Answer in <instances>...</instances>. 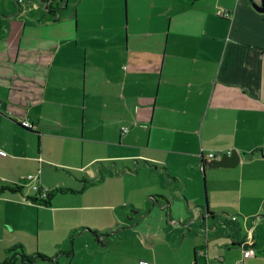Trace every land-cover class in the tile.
<instances>
[{"label":"crops","instance_id":"1","mask_svg":"<svg viewBox=\"0 0 264 264\" xmlns=\"http://www.w3.org/2000/svg\"><path fill=\"white\" fill-rule=\"evenodd\" d=\"M262 1H132L123 48L76 10L59 21L66 1L0 19V188H24L0 195V262L21 244L58 264H235L252 239L244 264H264ZM233 150L235 168L206 167ZM30 175L72 191L40 206ZM118 180L124 197L86 193Z\"/></svg>","mask_w":264,"mask_h":264},{"label":"rangeland","instance_id":"2","mask_svg":"<svg viewBox=\"0 0 264 264\" xmlns=\"http://www.w3.org/2000/svg\"><path fill=\"white\" fill-rule=\"evenodd\" d=\"M20 0H0V19L3 21L4 25H8L11 23L12 20L16 19L20 15L21 10H28L30 6H28L29 0H22L23 3L19 4ZM35 3L33 5V8L38 10L39 12H43L44 8V2L41 0H32ZM31 3L29 4H32ZM132 1H135V6L142 4L144 0H67L66 3L68 4V9L61 10L62 17L59 19V21H63L64 19H67L69 16H71L76 10L79 13V33H99L103 35H107L110 37L115 38L118 35H121L124 37V44L122 43V48L124 47L126 43V34L127 31V23H128V6L130 5L132 9ZM59 2H54L56 5ZM51 8V6H49ZM27 17L29 16L27 12H24ZM127 16V17H126ZM30 19V18H29ZM156 20V21H155ZM45 21V19L43 20ZM154 21H158V17L154 15ZM14 22L22 24L19 19L15 20ZM19 25V27H20ZM23 25V24H22ZM69 26L71 27L67 32L74 33L75 29L77 27V21H71L69 22ZM17 26L13 27V31L18 30ZM131 37L134 33H136V28H134L131 24ZM7 29L5 28L4 31ZM50 30H46L44 32H49ZM28 32V31H27ZM49 35L57 34L53 32H49ZM127 129V128H125ZM130 129V128H129ZM128 131V129H127ZM115 175H119L117 172L114 173ZM111 174H108L107 176H110ZM132 180V179H130ZM126 181L121 183V181H111L107 185V187H102L99 189V187H91L93 189H86V193L90 194H99L101 192H108L111 193L112 196H115L118 198L122 195L124 197L127 194V191L122 188V185H125ZM88 182L87 184H89ZM78 188L85 189L84 184H81V186H77ZM106 188V189H105ZM127 188V186H126ZM129 188V186H128ZM124 195V196H123ZM116 202H113L111 205H115ZM87 221L91 225V221L89 218H87ZM93 225H96L94 222ZM63 227V226H61ZM66 228H62L61 230H58L54 234H56V237H59L63 243L62 244H73V235L71 234L68 238ZM115 235V234H114ZM113 235V236H114ZM111 240V239H110Z\"/></svg>","mask_w":264,"mask_h":264},{"label":"trees","instance_id":"3","mask_svg":"<svg viewBox=\"0 0 264 264\" xmlns=\"http://www.w3.org/2000/svg\"><path fill=\"white\" fill-rule=\"evenodd\" d=\"M41 1L45 3L59 2L61 5L67 0H41ZM51 10H53L51 11V13H53V16H55V9H51ZM23 191L24 188L19 186L3 187L0 188V195H2L5 192L22 193ZM68 191H72V190L59 188L53 191H48L43 197V191L40 190L37 193L38 195H36L35 197L28 196V199L40 206L49 207L52 206V203L57 194L67 193ZM92 233L98 240L101 239V237H107V238L110 237V234H103L99 231H94ZM37 261L43 262L44 264H58L57 258L55 257H51L41 253H35V254L26 253L24 246L21 244L9 249L6 252V258L2 262H0V264H18V262H21L23 264H35Z\"/></svg>","mask_w":264,"mask_h":264},{"label":"built area","instance_id":"4","mask_svg":"<svg viewBox=\"0 0 264 264\" xmlns=\"http://www.w3.org/2000/svg\"><path fill=\"white\" fill-rule=\"evenodd\" d=\"M23 1L20 0L19 1V4H22ZM218 15L220 17H223V18H226V19H232V14L229 13V12H226V11H220L218 12ZM22 126L28 130H31V131H36L37 130V126L34 125V124H31L30 122L28 121H24L22 122ZM122 131L125 133L127 132V129L123 128ZM220 157V156H219ZM217 158V155L215 154H210L209 157H208V160H214ZM28 181H35V185H34V189L35 191H40L42 188H40L39 184L37 183L38 181V176H33V175H30L28 176ZM48 191L44 190L43 191V197L45 196V194L47 193ZM233 220H236V218H233ZM253 245V242H252V239H250L249 241H247L244 245H243V260L242 261H239L235 264H244V261L248 258H251V257H254L255 256V252L254 250L251 248V246ZM200 255L201 256H204V257H207L206 256V253L201 250L200 251ZM223 259L220 258V261H222ZM140 264H149V262L147 261H141Z\"/></svg>","mask_w":264,"mask_h":264},{"label":"water","instance_id":"5","mask_svg":"<svg viewBox=\"0 0 264 264\" xmlns=\"http://www.w3.org/2000/svg\"><path fill=\"white\" fill-rule=\"evenodd\" d=\"M254 8L258 12H264V0L261 5L254 4ZM264 157V152H261ZM241 162V156L238 154L236 150H233L230 153L223 154L220 158H216L207 163L206 167L211 169L217 168H235Z\"/></svg>","mask_w":264,"mask_h":264}]
</instances>
